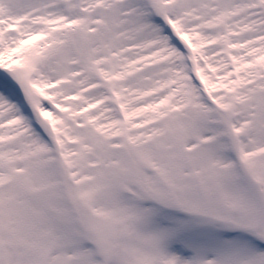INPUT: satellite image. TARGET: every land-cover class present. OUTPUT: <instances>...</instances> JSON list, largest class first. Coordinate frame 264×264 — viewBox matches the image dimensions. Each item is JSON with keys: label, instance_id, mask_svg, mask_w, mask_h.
<instances>
[{"label": "rangeland", "instance_id": "1", "mask_svg": "<svg viewBox=\"0 0 264 264\" xmlns=\"http://www.w3.org/2000/svg\"><path fill=\"white\" fill-rule=\"evenodd\" d=\"M0 39V264H264V0H0Z\"/></svg>", "mask_w": 264, "mask_h": 264}, {"label": "bare ground", "instance_id": "2", "mask_svg": "<svg viewBox=\"0 0 264 264\" xmlns=\"http://www.w3.org/2000/svg\"><path fill=\"white\" fill-rule=\"evenodd\" d=\"M149 36L150 37H152L153 36V34H151V33H149ZM153 38H156V37H153ZM0 41H1V39H0ZM164 46H166V45H164ZM2 97H1V95H0V101H2V99H1ZM1 103V102H0ZM3 104H5V103H3ZM6 109V111H8V108H5Z\"/></svg>", "mask_w": 264, "mask_h": 264}]
</instances>
